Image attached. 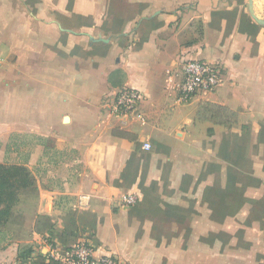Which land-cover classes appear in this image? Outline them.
I'll use <instances>...</instances> for the list:
<instances>
[{
	"label": "crops",
	"instance_id": "1",
	"mask_svg": "<svg viewBox=\"0 0 264 264\" xmlns=\"http://www.w3.org/2000/svg\"><path fill=\"white\" fill-rule=\"evenodd\" d=\"M249 3L0 0V163L18 132L54 137L82 165L80 182L59 178L33 145L37 208L0 226V264H61L36 246L81 241L118 264H264V25ZM252 8L264 19V0ZM182 57L220 62L224 82L178 102ZM126 86L143 94L139 117L111 113ZM202 102L237 122L199 118Z\"/></svg>",
	"mask_w": 264,
	"mask_h": 264
},
{
	"label": "built area",
	"instance_id": "2",
	"mask_svg": "<svg viewBox=\"0 0 264 264\" xmlns=\"http://www.w3.org/2000/svg\"><path fill=\"white\" fill-rule=\"evenodd\" d=\"M179 70L174 72L177 82L173 89L177 101L187 103L197 95L214 92L225 80L223 66L218 61H207L195 58L182 57L179 61ZM143 94L136 88L122 87L114 95L110 105L112 115L121 118L139 117V105ZM143 148L148 150L150 144L143 143ZM138 196L136 193H125L120 196L124 206L135 204ZM49 245L46 256L61 264H118V258L109 252L96 255L94 247L85 242H77L67 248L61 249L55 243ZM47 251V250H46Z\"/></svg>",
	"mask_w": 264,
	"mask_h": 264
},
{
	"label": "rangeland",
	"instance_id": "3",
	"mask_svg": "<svg viewBox=\"0 0 264 264\" xmlns=\"http://www.w3.org/2000/svg\"><path fill=\"white\" fill-rule=\"evenodd\" d=\"M22 134L23 133L18 132H13L11 134V137L9 139V148H11V150L9 151L10 155L8 156L6 163H26L25 161H27L28 155L31 149H33V145L42 144L44 146L45 156L49 157L50 161H52L50 163H46V166L48 167L52 165L55 169H57V172L60 175L59 178H68L70 180L73 178V181L76 180L80 182V175H78L76 179L75 175H72V173H70L71 169L72 171H74L73 169H76L77 172L82 171L81 164H76L75 166L73 165V163L71 165V160L69 161L73 154H76V151H74L73 148H70L71 146L60 142L57 139H54V137H51L50 135H39L37 133ZM29 170L31 171V169ZM77 172L75 173L77 174ZM62 181L64 182L65 179H62ZM59 183L61 184L60 181ZM36 205L37 196H21L19 201L12 206V215L10 217L11 221H18L20 223H27L31 221L37 208ZM3 225L5 224H2V226ZM42 246L43 244H41L40 246H36L37 253L41 252L40 254H42L46 252L44 250H41Z\"/></svg>",
	"mask_w": 264,
	"mask_h": 264
},
{
	"label": "trees",
	"instance_id": "4",
	"mask_svg": "<svg viewBox=\"0 0 264 264\" xmlns=\"http://www.w3.org/2000/svg\"><path fill=\"white\" fill-rule=\"evenodd\" d=\"M197 115L201 119L225 126L235 124L238 118L236 112L211 102H202ZM37 195L36 180L25 164L0 163V226L11 220L12 206L21 196Z\"/></svg>",
	"mask_w": 264,
	"mask_h": 264
},
{
	"label": "water",
	"instance_id": "5",
	"mask_svg": "<svg viewBox=\"0 0 264 264\" xmlns=\"http://www.w3.org/2000/svg\"><path fill=\"white\" fill-rule=\"evenodd\" d=\"M249 7H250V12H251L252 16L255 18V20H256L258 23L264 25V19L257 18V17L255 16L254 12H253V8H252V0H250Z\"/></svg>",
	"mask_w": 264,
	"mask_h": 264
}]
</instances>
